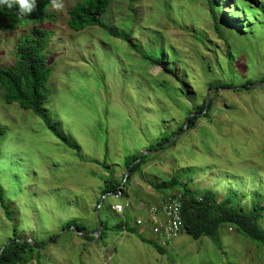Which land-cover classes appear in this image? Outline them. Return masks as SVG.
<instances>
[{
	"label": "rangeland",
	"instance_id": "obj_1",
	"mask_svg": "<svg viewBox=\"0 0 264 264\" xmlns=\"http://www.w3.org/2000/svg\"><path fill=\"white\" fill-rule=\"evenodd\" d=\"M243 1L219 0L216 30L207 0H112L103 27L76 32L68 21L78 0H55L59 7L50 0L55 22L0 33V68L15 63L24 35L37 29L52 33L47 51L53 73L44 110L79 147L57 138L34 112L5 104L0 91V187L13 213L9 221L0 205V248L13 241L16 226L17 238L25 241L61 235L23 264H264V249L228 225L220 228V244L183 233L165 254L140 226L145 241L110 230L104 242L86 241L70 226H98L99 205L100 217L114 224L112 207L125 204L130 191L162 199L169 193H155L150 182L172 176L189 182L196 194L210 189L219 198L233 196L241 208L249 209L254 196L264 199V88L235 90L246 80L264 79V0ZM222 14L237 22L223 24ZM125 22L129 41L113 35ZM142 54L167 62L174 74ZM217 83L234 88L210 92V98L219 93L211 118L178 133L176 147L152 149L196 115ZM146 151L157 152L149 155L154 161L144 177L122 186L120 198L106 194L105 180H121L126 158Z\"/></svg>",
	"mask_w": 264,
	"mask_h": 264
},
{
	"label": "trees",
	"instance_id": "obj_2",
	"mask_svg": "<svg viewBox=\"0 0 264 264\" xmlns=\"http://www.w3.org/2000/svg\"><path fill=\"white\" fill-rule=\"evenodd\" d=\"M243 2L246 3L245 0ZM232 3L233 1L230 4ZM111 4L112 0H78L75 7L69 11V28L76 32H80L90 27H103L105 25L103 16L109 10ZM207 4L210 8L211 15L216 22V30H219L220 23L217 13L220 11L218 5L219 0H207ZM50 5V0L40 1L39 3H36L35 9L30 15L21 14L18 4L13 3L11 8H9L7 4L0 5V33L17 31L20 27L26 26L29 23L39 25L45 22L56 21L55 15L49 12ZM261 5V8L264 9V4ZM251 8L254 10L256 7ZM130 9L132 10L133 7L130 6ZM222 15L223 24L229 25L232 22H237L226 20L227 18H225V15ZM238 22L244 23L245 21L240 20ZM128 26L130 25L127 22L123 23L122 31H117V33L113 35L129 41L131 38V28ZM51 37V32L37 29L32 33L24 35L22 39H20L16 45L15 63L8 68H0V91L2 92V99L5 104L10 106L17 104L21 109L34 112L38 117L45 121L47 127L57 138L63 140L70 148L78 150V145L71 141L70 137L63 133L56 125L51 123L44 110V105L50 96L48 84L53 73L52 67L49 65V53L47 51ZM136 51L141 53L139 49H136ZM142 55L144 61L151 62L153 66L162 67L164 72L170 76L174 74L173 71L168 68L169 64L167 62L153 60L145 54ZM254 84H264V79L246 80L241 87H237L238 89L235 90L237 93L244 91L252 92L254 90L252 85ZM182 88L186 91V86L182 85ZM232 88H234V86L225 83L210 85V89L214 91ZM217 94L219 93L216 92L214 96L210 98L207 110V99L204 100L199 108L194 110L196 115L191 118L189 126L186 129L187 132L196 129L201 118H211V113L215 111L218 102ZM181 131H184V126L179 128V130L171 136L162 138L152 147V149L164 148ZM176 146L177 140L172 143L169 148ZM139 157L140 155L128 156L125 161L126 168L128 169L138 160ZM151 161H154L152 156H144L141 162L132 166L127 178H125L124 175L121 180H117L113 177L105 180L107 186L105 193L118 194L120 191L123 193V187L125 184L130 183L131 185L133 182L132 180L136 176L144 177V169ZM150 185L155 193H157V191H164L168 192V195L174 193H180L183 195V233L187 234L192 239L199 241L202 238H208L216 244H220V228L224 225H228L231 227L230 229H236L239 234L255 242L257 247L264 249V228L262 226L264 220V199L260 200L261 196L252 197L251 207L246 209L238 207L233 196L219 198L217 194L210 189L204 190L202 194H196L190 188L189 182H180L175 176H172L168 182H163L161 184L150 182ZM156 196L157 195H153V193H144L143 197L141 195L138 197L137 194L131 195L130 191V198L128 200L129 207H127L125 212L120 215L115 211H112L116 217V222L114 224H110L109 221L101 218L103 232L98 239V242H104L110 230L136 234L142 241H145L141 228L137 224V226L134 227L130 223V219L135 216L133 214L135 211L133 205L136 206L140 202L145 201L146 209H148L159 203L161 198L158 199ZM145 197H147V200ZM0 205L6 218L9 221H12L13 213L11 208L5 203L1 187ZM70 226H74L81 232L85 233L87 239L83 238L84 240L93 241L95 239L93 234L97 231V224L95 228L92 229H88L85 225L79 223L70 224ZM60 238L61 235H53L46 241H41V243L36 242V245L33 246L28 241H16V239L19 238H17V227L14 226L13 242L4 250L0 264L27 263L34 258V254L38 247L45 245L49 241L52 244H57ZM153 244L159 253H166L165 248L155 243ZM1 249L2 247L0 248V251Z\"/></svg>",
	"mask_w": 264,
	"mask_h": 264
},
{
	"label": "built area",
	"instance_id": "obj_3",
	"mask_svg": "<svg viewBox=\"0 0 264 264\" xmlns=\"http://www.w3.org/2000/svg\"><path fill=\"white\" fill-rule=\"evenodd\" d=\"M123 196L120 191L116 194V198ZM141 203L133 205V209L137 212L136 224L141 228L149 229L152 235L158 239L159 246L166 248L178 238L184 229L183 211V195L174 193L160 199L157 205L146 209ZM140 206V207H139ZM129 207V202L125 204L118 203L112 207L113 211L122 215Z\"/></svg>",
	"mask_w": 264,
	"mask_h": 264
},
{
	"label": "water",
	"instance_id": "obj_4",
	"mask_svg": "<svg viewBox=\"0 0 264 264\" xmlns=\"http://www.w3.org/2000/svg\"><path fill=\"white\" fill-rule=\"evenodd\" d=\"M252 87H254V88H264V84H254V85H252ZM219 90H223V89H219ZM211 91H214V90H209V92L207 93V107H206V110H207V108H208V105H209V102H210V92ZM195 115H194V113H192V114H190V116L188 117V119H187V122L185 123V126H184V130H186L187 128H188V126H189V122H190V120H191V118L192 117H194ZM184 131H182V133H183ZM177 139L176 138H174V139H172L171 141H170V143L167 145V147H164V148H168V147H170V145L172 144V143H174L175 141H176ZM164 148H161V149H164ZM157 151H146V152H143L141 155H140V157L138 158V160L136 161V162H134L129 168H128V170H127V172H126V174H125V178H127L128 176H129V174H130V171H131V168H132V166L134 165V164H136V163H139V162H141L142 160H143V158H144V156H148V155H151V154H154V153H156ZM126 181V180H125ZM110 194H113L114 196H115V194L114 193H109V195ZM100 207H101V205H99L98 206V209H97V221H98V226H97V231L93 234L94 235V237H95V239H94V241H98V239L100 238V236H101V234H102V232H103V226H102V221H101V217H100ZM73 229L76 231V233H78V235H80L81 237H83L84 239H87L86 238V236H85V233H83V232H81L78 228H76V227H73ZM16 241H25L24 239H16ZM13 241H9L4 247H2V249H1V251H0V260H1V257H2V255H3V253H4V250L6 249V247L9 245V244H11ZM28 242H31L34 246L36 245V243L33 241V240H29Z\"/></svg>",
	"mask_w": 264,
	"mask_h": 264
},
{
	"label": "clouds",
	"instance_id": "obj_5",
	"mask_svg": "<svg viewBox=\"0 0 264 264\" xmlns=\"http://www.w3.org/2000/svg\"><path fill=\"white\" fill-rule=\"evenodd\" d=\"M13 3L19 5V10H20V13L21 14H29L30 15L34 11V9L36 7V3H39V2H36V0H0V5L7 4V6L9 8H11L13 6ZM54 6L59 7L60 5L59 4H56L55 3V0H54ZM123 194H124V192H123ZM115 196H116V194H115Z\"/></svg>",
	"mask_w": 264,
	"mask_h": 264
},
{
	"label": "crops",
	"instance_id": "obj_6",
	"mask_svg": "<svg viewBox=\"0 0 264 264\" xmlns=\"http://www.w3.org/2000/svg\"><path fill=\"white\" fill-rule=\"evenodd\" d=\"M128 194H129V196L127 195V198H128L127 200H129V198H130V192H129ZM158 199H159V198H158ZM140 203H141V202H140Z\"/></svg>",
	"mask_w": 264,
	"mask_h": 264
}]
</instances>
